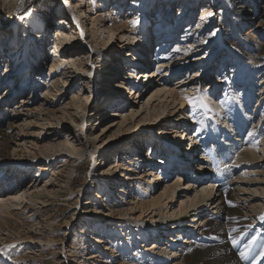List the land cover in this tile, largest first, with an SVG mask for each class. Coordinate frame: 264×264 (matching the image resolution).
<instances>
[{
    "label": "bare ground",
    "instance_id": "6f19581e",
    "mask_svg": "<svg viewBox=\"0 0 264 264\" xmlns=\"http://www.w3.org/2000/svg\"><path fill=\"white\" fill-rule=\"evenodd\" d=\"M51 1L44 0L39 3V8L27 10L28 0H24L23 4H20L19 0H4L5 7L0 8V15L5 9L4 12L11 16L16 15V22L8 31L0 35V43H3L0 54L8 56L7 52L11 51L10 47L16 40L19 22L26 20V27L33 25L37 31L29 33L28 36L39 38L40 44L35 39L34 41L37 42L35 46L40 51L42 63L50 64L47 67L50 69L48 75L46 73L47 81L42 83L44 85L42 98L48 104L46 109L50 110L46 120L50 122V117H56V124L52 125L51 129L47 128L46 132L48 136H58L64 129L69 131L70 128L78 127L79 131L84 133V137L76 138L75 135L71 137L69 134L64 140L56 139L43 144L38 153L41 156L48 154L43 158L45 162L50 163L55 158L59 159L65 152L69 153V161L83 157L84 151L92 154L99 151L107 152L109 147H117L121 140H130V144L135 143L128 151L117 150L120 156L111 163V168L108 170H105L106 166L101 164L98 169L92 170L88 187L93 188L94 192L89 188L82 190L85 195L96 193L98 204L96 207L86 206L84 210L81 208L77 214H87L94 228L98 226L96 230L103 235L99 236L100 239L93 240L104 245L105 249L102 251L107 252L108 257L111 258L107 263L98 262L100 264H252L255 257L259 264H264V258L259 257L261 250H264V56L260 54L257 60L249 62L252 71L246 72L244 82L241 84L242 89L229 87L230 79L225 74L226 69L220 71L218 81L206 74L208 71L202 70L195 72L192 77L189 74L188 78L179 77L173 82L169 76H178L180 72L181 75L183 71L193 67L191 60L179 64L188 57L175 62L174 57H184L187 52L184 53L182 49L187 43L191 45L194 37L200 42L203 41L204 33L216 26L214 21L211 22L215 15L210 0L198 5V8L181 0L175 3V0H159L158 5L155 4L156 0H142L147 1L143 6L139 4L141 0ZM110 1L114 5L108 11L106 5ZM189 6L192 7L189 9ZM123 9L125 10L122 16L116 14ZM194 11H197L196 20L199 18L201 21H207L205 24L207 28L203 26L200 29L199 25H195L196 21H192L195 16ZM209 12L213 15H208ZM136 17L139 18V23L133 26L129 21ZM173 20H176V27L170 28ZM53 22H57L54 31ZM89 22L90 28L87 27ZM13 28L17 30L12 31ZM48 29L53 31L50 36ZM154 32L163 33L161 35L163 39L158 44L161 55L156 63L159 69L155 79L152 81L147 77L145 81L146 74L142 75V79L138 74V77L132 78L128 74L130 81L124 77L121 80H114L112 86L118 91L108 93L112 95L110 100L96 107L97 120L107 116L105 121H108V117H114L107 124L98 126L102 129L87 128L89 122L86 121V112L92 100L91 91L88 89L75 91L68 102L61 108L55 109L59 99L61 101L66 96L68 91L66 88L77 82L74 81L77 76L83 78L86 85L85 80L96 75L98 68L102 69L101 74L110 76V82L116 78L115 76L125 75L121 72L119 64L124 58L128 59L127 63L137 60L138 51L146 54L151 51L153 47L150 49L147 45L139 43L149 42L151 46L153 41L151 34ZM91 36L95 37L94 40L92 39L93 43L87 39ZM182 37L186 38L181 43ZM52 39L54 42L51 41ZM221 42L227 46L222 36L217 38L216 45ZM86 44L91 51H87ZM27 46L28 43L26 49ZM230 47L232 52L222 56L225 60L228 56V63L232 60L229 54L237 52L233 45ZM260 49L264 50V44ZM109 50L115 51L113 58H110L112 60L109 59L110 61L104 64L96 63V59H107ZM81 52L88 53L91 58L84 60L81 58ZM193 52L198 53L197 49ZM27 54L28 51L25 50L26 59ZM200 56L201 62L208 58L207 53ZM240 56H243L242 52ZM28 59L35 65L34 57L32 60L30 57ZM90 64L93 66L91 67ZM143 64H148V61H144ZM210 65L207 63V66ZM12 75L15 83L22 78L28 79V83L32 82L27 83L28 87L32 86L33 82H38L39 77L35 69L32 72L28 62L20 63L16 69H12V65L8 64L4 79H0V85L5 83L3 81L10 80ZM137 78L141 85L149 84L148 90L135 93L125 90L124 93L130 94L124 97L125 99L122 96L117 98L116 94L119 96L122 93L121 88L122 91L124 88L127 89L132 79ZM253 80L255 83H252ZM207 81L209 83H206ZM36 89H39V85H34L33 90ZM185 96L192 97L196 103L190 104ZM98 97L101 98L100 95ZM201 98L206 107L201 106ZM191 123L196 124V139L202 142L204 148L201 147L199 153L194 152L191 157L192 153L187 151L189 149L180 147L183 150L180 159V155L175 156L171 153L176 151L173 144L165 146L161 136L170 137L166 130L173 129L169 131H177L179 134L176 136V139L178 137L176 142L184 139L185 144L188 142V139L184 138L185 131L183 134L179 131L187 126L191 127ZM143 132L147 134L143 135ZM0 136L3 138L0 141V150L4 152L9 138L2 131ZM16 137L22 136L18 132ZM171 139H175V135ZM197 146L192 149H196ZM203 149L204 151L201 152ZM155 150L159 154L153 157ZM131 151L134 157L131 156ZM105 154H102V159L105 158ZM5 159L9 160V157ZM134 161H138L139 164L138 162L135 164ZM174 161H179L181 165L177 167L172 164ZM32 162L34 161H18V163ZM193 162H198L199 171L187 174L186 171L193 166ZM225 165L228 167H224ZM163 167H174L176 172L171 178L167 172L159 180L160 175L153 169ZM186 167H188L186 171H183ZM38 187L39 185L32 184L27 190L26 184L24 192L19 195V190L14 188L1 193L0 213L11 214L13 207L18 206L26 208L28 202L41 200L44 194L61 196L57 193V189L51 192L46 185L43 189L40 188L41 190ZM116 189L124 193L123 197L113 199L117 195ZM192 196L200 200L201 209H194L193 218L188 219L185 226L178 228L175 233L166 232L168 235L165 236L164 232L161 235L168 228L172 229V224L178 223L182 215L189 216L192 210L187 201ZM87 203L89 202L85 204ZM197 216L199 219L195 222ZM105 217L117 218L111 229L113 234H107L108 231L104 230ZM169 234L174 238L168 237ZM111 237L115 238L111 239ZM152 238L155 239L154 242L151 246H147ZM233 238L238 241L235 246L232 243ZM139 239L145 243L143 247L137 246ZM248 244H251V252L247 259H241L239 253ZM3 249L4 253L0 254L2 264L8 251L7 247ZM99 256L98 253L93 252L88 257L99 259Z\"/></svg>",
    "mask_w": 264,
    "mask_h": 264
},
{
    "label": "rangeland",
    "instance_id": "374dc122",
    "mask_svg": "<svg viewBox=\"0 0 264 264\" xmlns=\"http://www.w3.org/2000/svg\"><path fill=\"white\" fill-rule=\"evenodd\" d=\"M42 1L44 0H28L26 9H37L40 6L39 3ZM111 1L106 5L108 11L111 10L114 5ZM156 1L157 2L155 4L159 2V0ZM176 1L178 0H175L174 3ZM181 1L186 2L189 5H195V8L196 6L198 8V5L204 2L207 3L208 0ZM210 1L213 3V12L215 15L214 19H212L211 22L214 21V25L216 26L211 31L204 33L203 41L200 42L198 41L197 37H194L191 45L187 43L182 49L184 53L187 52V55L185 54L184 57H174V62L188 57L187 60H184L179 64H184L188 60H191L193 67H191L190 70H187L189 72L183 71V74L180 75L181 72L179 73L180 76L172 75L169 77L173 82H175L177 81V79H179V77H184L185 79L189 77V74H191L192 77L196 74L195 72H202V70H205V72L208 71L207 68L209 66L206 67V60H204L203 62L200 61L202 59L200 55L204 56L206 53L212 51L216 46L217 38L222 36L227 46L225 45L226 48L223 49L222 52H220L219 58L215 61V73L206 74L211 75L212 79L218 81L219 74L217 72L220 65L219 62L223 60L224 57L222 56L224 54L231 51L230 46L233 45L234 48L237 49V54H239V56L238 58L235 57L231 60L228 68L225 71V74H227L226 76L230 79L229 87H241L242 89L243 86H241V84L244 82L246 72L251 73L252 71L250 70V67L252 66L249 62L257 60L260 54L264 56V50L261 51L260 49L262 44H264V0ZM3 2L4 0H1L0 8L5 7L3 5ZM146 2L147 1L141 0L139 4L143 6L144 4H146ZM191 7L192 6H189V9ZM4 10L3 14L0 15V35L3 34V32L8 31V29L12 27L13 23L16 22V15L11 16L9 13L4 12ZM51 10L53 11L54 9L52 8ZM124 10L125 9H123L122 11H117L116 14H120L122 16L124 14ZM196 12L197 11H194L195 16L192 21H196L195 25H199L200 29H202L203 26L207 28L208 26L205 25L207 21H201L199 20V18L196 20ZM24 21L19 22V24L17 23L18 36L10 47L11 51L7 52L8 56H5V54L4 56H2L3 54H0V56H2L0 57L1 80L4 79V72L7 65L10 64L12 65V69H16L21 60V53L24 48V46L22 45V40L29 31V27H26L27 21ZM56 23L57 22H53V31L56 28ZM90 26L91 23L89 22V24H87V27L90 28ZM32 27L34 26L32 25ZM171 27H176V20L171 21L170 28ZM186 28L187 27H185L184 30H186ZM16 30L17 28L12 29V31ZM52 30H47L49 36L50 34L52 35ZM37 34H39V32ZM94 38L95 37L91 36L87 39L88 41H90V43H93L94 41L92 42V39L94 40ZM8 43L5 44L8 45ZM2 44L0 43V47L3 46ZM35 44H33V47L37 48ZM86 46L87 51H91L87 44ZM196 49L198 52L197 54H195L196 52H193ZM240 52L243 53V56H240ZM114 53L115 51L109 50L107 56H111V58H113ZM80 54L81 58H83L84 60H87V58L89 57L88 53L81 52ZM34 58V63L36 66L35 71L36 73H39V77L37 79L38 82H33V85H29L28 87L27 85L29 83L31 84L32 82L29 81L28 83V79L22 78V80L20 79L15 83L13 81L12 75V78L10 80L3 81L5 83L0 85V87L2 86L0 88V131L5 132L9 138L6 150L4 152L0 150V194H3L7 189L10 190L14 188L16 190H19V195L24 192V187L26 184L27 190L32 184H35L36 186L39 185V190L43 189L45 185L46 187H49L51 192L53 191V189H57V193H59L61 196L54 197L44 194L41 197V200L35 199L34 202H28L26 208H23V206H18L16 208L13 207L11 214L0 213V248H8L3 264H100L99 262L102 261H105L107 263L108 259L110 260L111 258L108 257L109 254H107V252L102 251L105 249L104 245L93 240L94 238L100 239L99 236L101 237V235L103 234H101L100 231L96 230L98 226L94 228V224L87 214H77V211L81 210V208L82 210H84L86 206L96 207V204H98L96 193L95 195L90 193L89 195H85V193L82 192V190L85 188L91 189L90 187H88V185L92 170L94 168H97L99 164H101V166H106L105 170H108L109 168H111V163L114 162L115 159H118V157L120 156V153H118L117 150L128 151V149H131V146H133V144L135 143L130 144V140H121L120 144L117 147H109L110 149H107V152H110V154H108L106 151V154L102 151L94 154L84 151L83 157L73 158L74 161H69V153L65 152L63 153V157H60L59 159L55 158L50 163L45 162L43 158L45 156L47 157L48 154L41 156L38 153L39 148L42 147L43 144L56 141V139L57 141L64 140L69 134H71V137L75 135L76 138H80L84 135V133L80 132L79 128L76 127L70 128L69 131L68 129L62 130L61 134H59L58 136H48V132H46L48 130L47 128L51 129L52 125L56 124V117H50V122L46 120V118L49 117L48 111L50 110L46 109L48 108V104L42 98L44 95V85H42V83L47 81V75L50 71V69H47V67H49L50 64L48 62L42 63V59L40 61L36 53L34 54ZM90 58L91 57H89V59ZM96 58H98V56ZM110 60L96 59V63L104 64L105 62ZM114 64L116 65V63ZM92 66L93 64L91 65V67ZM98 70L99 73L102 72L101 68H98ZM107 73H109V71H107ZM77 77L78 78L74 80L77 82L73 83L70 88H66V91L68 90L66 96L61 99V101L59 99L60 103L58 102L57 105H55V109L57 110V108H61L64 103L68 102L75 91L88 89L91 91L90 94H92V100L89 103L86 112V121L89 122V124L87 123V128L89 130H99L97 129L98 126L107 124L108 122H110V120H113L114 117H108V121H105L107 116L97 120L95 116L96 107L99 104L106 103L108 99L110 100L112 95H109L108 93H115L118 90H116L112 86V83L114 82L109 81V75L105 76L107 80L103 78H100L99 80V75L91 76V78H87V80H85L86 85L83 81V78H80V76ZM159 77H161V75ZM212 79L210 81H212ZM206 83H209V81H207ZM252 83H255L254 80L252 81ZM34 85H39V89H36V91L33 90ZM222 88L224 90L225 84L222 85ZM125 90L126 88H124L123 91L121 88L122 93L119 94V96L118 94H116L117 98H120L121 96L124 98L130 94L126 92L124 93ZM101 93L104 95H102ZM105 93L108 95H106ZM99 95L101 96V98L98 97ZM108 106L110 107V105ZM112 109L114 108H111V110ZM28 113L29 115H27ZM100 129H102V127ZM169 130L173 129L166 130L168 131L167 133H169L167 135H169L170 137L172 136L174 138L175 135L176 138V136L179 135L176 130V132H171ZM18 132L22 137H16ZM142 134L145 135L147 133L143 132ZM2 139L3 138L0 136V141ZM89 146L90 145L88 144V148ZM156 151L157 150H155L154 152ZM103 153L106 155L104 156V159H102ZM156 154H159L158 151L156 152ZM7 156L9 157V160L5 159V157ZM125 156L127 157L128 155ZM131 156H135L132 151ZM18 161L34 162L18 163ZM134 162L136 164V162L138 161ZM137 164H139V162ZM32 165L37 166L34 167ZM119 169L122 170L121 168ZM198 169V162H195L188 173L191 174L194 171H199ZM98 189L97 191L99 192ZM90 191H93V188ZM116 193L118 196H114L113 199H119L120 197H123L124 193L122 194L120 191H118V189H116ZM1 196L2 195H0V199ZM72 198L74 199L72 200ZM86 202L89 203L85 204ZM248 216H250V214H248ZM188 217L193 218V213ZM105 218L106 222L105 224H103V227L106 229L104 230L108 231L107 234H113V230L111 229L114 227L113 225H115L117 218ZM69 221H71L70 224ZM105 231L104 233H106ZM113 238L115 237H111V239ZM123 238L124 236L121 237L120 241H122ZM153 242L154 241L150 240L147 243V246H151ZM144 244L145 243H142L139 239V243L137 244V246L143 247ZM93 252L100 255L99 259H90L88 257L89 254ZM70 258H74L75 260H69Z\"/></svg>",
    "mask_w": 264,
    "mask_h": 264
},
{
    "label": "snow or ice",
    "instance_id": "6c2138e0",
    "mask_svg": "<svg viewBox=\"0 0 264 264\" xmlns=\"http://www.w3.org/2000/svg\"><path fill=\"white\" fill-rule=\"evenodd\" d=\"M19 2H20V4H23L24 0H19ZM207 14L208 15H213V13H211V12H209ZM129 23L132 24L133 26H136L139 23V18L138 17L133 18V19H131L129 21ZM177 51H178V49H177ZM89 75H91V73H89ZM185 99H187L190 104L194 105L196 103V100L193 99L192 97L185 96ZM201 106H204V107L207 106L205 103H203L202 98H201ZM249 135H252V133H249ZM224 167H228V165H225ZM229 203H231V201H229ZM232 243L235 246L238 243V241L235 238H233ZM250 252H251V244L245 245L244 250L239 253V256H240L241 259H247L249 254H250ZM3 253H4V249L0 248V254H3ZM259 257L264 258V250H261V252L259 253ZM252 264H259L258 259L254 257L253 261H252Z\"/></svg>",
    "mask_w": 264,
    "mask_h": 264
},
{
    "label": "built area",
    "instance_id": "2783aa9c",
    "mask_svg": "<svg viewBox=\"0 0 264 264\" xmlns=\"http://www.w3.org/2000/svg\"><path fill=\"white\" fill-rule=\"evenodd\" d=\"M192 125H191V127L190 126H187V127H185V128H182V130L181 131H179V132H181L182 134H183V132L185 131V134H184V138H187L188 139V142L187 143H185L184 144V139L182 140L181 139V142H178L177 141V146L178 147H183V148H185V145H187L186 147H188L189 148V151L191 152V151H196L198 148L200 149V147H199V145L197 146L196 145V143H195V137H194V133L191 131V128L194 126V123H191ZM185 129V130H184ZM186 136V137H185ZM172 137H162L161 136V140H162V142L163 143H165V142H168V141H170V142H174L175 140H176V138L175 139H171ZM177 140H178V138H177ZM194 144V146H197V148L195 149V150H192V145ZM159 180H161V179H159Z\"/></svg>",
    "mask_w": 264,
    "mask_h": 264
}]
</instances>
